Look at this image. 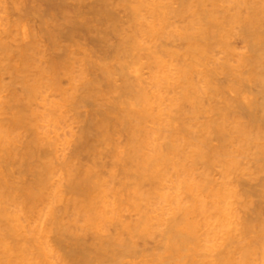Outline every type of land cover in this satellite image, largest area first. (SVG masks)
Here are the masks:
<instances>
[{"label":"rangeland","instance_id":"obj_1","mask_svg":"<svg viewBox=\"0 0 264 264\" xmlns=\"http://www.w3.org/2000/svg\"><path fill=\"white\" fill-rule=\"evenodd\" d=\"M105 1H107V2H105ZM152 1H154V2H152ZM163 1L164 2L166 1L167 3L166 2L164 3ZM201 1H205V3L201 2ZM226 1H228V2L225 3ZM238 1H239V3H238ZM238 1L237 0H231V5H230V0H225V1L224 0H222V1L217 0L216 7L214 9H217V11L215 10V14H216V16H217V14L219 16H217L216 17L217 20L214 21V19H211V16H210V14L212 13V8H213V6H212L213 4H211L213 2L212 0H209V1H207V0H197V1L193 0L194 3L192 2V0H188V1H185V0H172V1L171 0H145V1L144 0H141V1L140 0H116V1L115 0H113V1L112 0H102V1L101 0H0V132H1L0 136L2 134L8 136V140H6L7 142L5 141L3 136L0 137V141L2 142V143L0 142V144L2 146V147L0 146V199H1L0 207H2V209L0 208V264H7V263L8 264H45V263L51 264L52 261H54V264H58L60 262H62V264H64L66 262V259H67L68 264H74V263L78 264L77 260L81 256L80 253L87 251L86 250L87 247L88 248L93 247L92 244H94L96 242L99 243L100 238L104 239L105 242L109 241V243H107L109 245L110 240H111L110 237L112 236V237H114V240H115L114 244H117V246H118V242H116L117 236L121 235L120 239H122L123 242H125V238L128 239L129 234H136V235L139 234L138 232H135V228L133 227L134 226L133 224H131V226L129 225L130 224L129 221L132 219L131 216L135 217L136 212H135V210L129 209L130 204H127L128 209H126V207H125L126 205L124 203L125 202L128 203L127 194H128V190L130 187L129 183L131 180H133L135 178L137 173L140 174L138 172L140 170H137L135 160L132 162V161H129L127 159L129 155L131 156L130 151H129L130 150L129 145H128L131 140L127 139V137H129L130 134L128 133L127 130H126L127 132H125L124 131L125 129L124 130L121 129L123 132L117 131V128H118L117 127V125H118L117 117H119L118 115L120 114L119 113V102H121V101L123 102L125 100V98H127V96H128L126 89H125L126 85H124V84L127 83L129 76H130V79L133 78V79H131V82L135 83V73L140 72V74L143 75V77L145 78V79L143 78L144 85H145L144 90H145V93H147L148 103L150 102V104L148 106H150V107L153 106V100H151V98L155 99V95L157 96V91L159 90V86L162 89L163 80L168 79L167 81L165 80V82H164V83H168V84H171L174 81L176 84H178L179 82L182 83V79H179L180 77L177 80L176 76H174V75H176L175 74L176 71L174 73V68H172V66H174L175 61L176 62L179 61L177 63H178V65L179 64L182 65V66L179 65V67H181V68H183V66L187 67L189 65V63L192 62L191 56H189L191 61H190V59H188V61L186 63L187 66L183 62L184 58L186 56L185 54H189V51H187L188 53H186L185 49L189 50L188 46L190 44L192 46V43L190 41H192V42L196 41V44L194 43V45H196L197 49H195V51L193 53L194 54L196 53V56L199 57V59H198V61H199L198 62V64H199L198 70L201 68L199 71L197 70L195 72V73H197V74H195V76H196L195 81L197 83L195 85V87L196 86L197 87L196 88L193 87L192 83H190V84L186 83L185 87L183 88V90H185V92H186V95L184 96V99L186 98V101L183 100V94H181V92H180V94L182 95V96L180 95L181 99H179V101L182 102L181 107H183V104H185V106H187L186 112H188L187 114H189L190 116H191V114H193L194 109L195 110L199 109V118H201L202 120H204V118L206 116L207 117L210 116V118L215 117L213 114L216 115L215 110L219 106H224V108H226L225 109L226 113L230 112L229 113L230 115L238 114V115H240L239 117L241 119H244V120L246 119V117H244L242 115V114H244V112H242L243 111L242 108H240L238 105L240 102H242V104H243V100H244L243 97L244 96L247 98L254 97V99H256V98L258 99L257 96L259 94L261 96V92H260L261 90L259 91L260 93L259 92L256 93V91L259 90L258 87H260L261 83H258L257 79H256V81L252 80L255 83V85H253L255 88H253L252 87L253 83L251 81L252 78H250V80H249V76H251V75H249L250 65H249V58H246L248 56L246 54L249 53L247 51L249 49V47H248L249 44H247L248 41L245 40L246 38L241 36V34H240L242 31V27H243V22H242L243 20L241 21L242 17L240 18V12H242L243 10L245 11V7L244 6L238 7V4L243 5L242 0L241 1L238 0ZM144 2L147 4H144ZM173 2H176V3H173ZM179 2H182L183 4L182 3L179 4ZM195 2H197V3L195 4ZM222 2L226 5H224ZM155 3H156V5H155ZM163 3H164V5H163ZM187 3H189V6L185 5ZM171 4H172V6H171ZM200 4L202 5V7H200L201 6ZM205 4H207V6H205ZM221 4H223L224 7ZM150 5L154 6V8L153 7L151 8ZM168 5H170L171 8ZM181 5L184 8H182ZM195 5H197V6L192 8V6H195ZM218 5L220 7H217ZM227 5H230V7L229 6L227 7ZM234 5H235V7H234ZM118 6H119V8H118ZM144 6H146V7H144ZM148 6H149V8H148ZM158 7H159V9H158ZM180 7H181V9H180ZM189 7H191L190 10H188ZM203 7L208 14L203 10ZM208 7L211 8V10L208 9ZM233 7L237 11H234ZM136 8L138 9V11L140 10L141 12H139V13L142 14L138 18L135 17L134 13H132L135 11ZM168 8H170V9H168ZM240 8H243V10ZM104 9L106 11H104ZM172 9H174V10H172ZM149 10L151 12L153 11V13L151 14V12H149ZM184 10H188V11H184ZM195 10L198 11V13L195 12ZM228 10H230L229 12L234 11L235 13L234 12L229 13ZM177 11H179V13ZM193 11L195 13H197V15L196 14L193 15L194 14ZM209 11L211 13H209ZM222 11L224 12V14ZM244 11H243V13H245ZM144 12L146 14L145 15L146 17L143 14ZM154 12H156V13H154ZM225 12H226V14H225ZM236 12H238V13H236ZM179 14H182V15H179ZM199 14H201V15H199ZM151 15L153 18L151 17ZM184 15H187V16L191 15V16H189L190 18H188L187 16H184ZM207 15H209V16H207ZM227 15H229V16L225 18V16H227ZM174 16L175 17L177 16V17L175 18ZM159 17H161V18H159ZM164 17H165V19H163ZM179 17H181V18H179ZM147 18H149V20L151 22ZM233 18L236 20H234ZM117 19L119 20L120 24L117 23L118 22ZM138 19L142 22V26H141V23L139 22ZM155 19H157V20H155ZM187 19H189V21ZM191 19H193V20H191ZM195 19H196L197 24H195V22H194ZM226 19H228V20H226ZM137 20L139 23L136 22ZM163 20H167L168 22L163 21ZM177 20H179V22H177ZM200 20H202V21H200ZM237 20L239 21V23ZM152 21H154V22L152 23ZM221 21H223V22H221ZM227 21H228V23H227ZM236 21L238 24H235ZM146 22H148V23H146ZM156 22L158 24H156ZM174 23H176L178 27ZM206 23H207V25H209L208 27H206V29H208L210 31V32L208 31V34L211 33L212 36L207 34V36L202 40V38L200 37L201 36V29H202V26L204 24H205V26H207ZM209 23L210 24L214 23V25H210ZM220 23H221V25H220ZM144 24H145V26H144ZM190 25H192V26H190ZM255 25H257V23ZM146 26L149 28H144ZM195 26H198L200 29L198 27H195ZM230 26L233 29H230L231 28ZM235 26H237V27H235ZM135 27H137V28H135ZM190 27H192V28H190ZM221 27H222V29H221ZM224 27H226V28H224ZM240 27H241V29H240ZM182 29L183 30L185 29L184 30L185 32ZM215 29L217 32H219L220 30L221 31L219 33H217L215 31ZM255 29H256V26H255ZM128 30L130 33H128ZM191 30H193L194 32L193 31L191 32ZM198 30L200 33L198 32ZM156 31H158V32H156ZM173 31H174V33H173ZM175 31L176 32L178 31L177 34L175 33ZM211 31H213V32H211ZM224 31L226 33H230V34H226ZM137 32H139V33H137ZM144 32L145 33L148 32V33H146L148 35H146ZM153 32H156L154 34V36H152ZM255 32H256V30H255ZM179 33H182V34H179ZM134 34H135V36H134ZM138 34H140V35H138ZM143 34H145V36ZM215 34L216 35L218 34L217 35L218 38ZM166 35L168 38L166 37ZM175 35H176V37H175ZM226 35H228V36H226ZM146 36H147V38H146ZM214 37H216V38H214ZM235 37H237V39ZM151 38H153V39H151ZM206 38H207V41L209 43H211L212 45L207 44L208 42H206ZM208 38H210V41ZM211 38H213V40ZM172 39H174V40H172ZM242 39H243V41H242ZM199 41H201V42H199ZM202 41L203 42L205 41L206 43H203ZM213 41H215V42H213ZM146 42H148V43H146ZM179 42H182V44L179 45L180 44ZM174 43L176 45L178 43V45H179V52L178 53L180 56L179 57L177 56L178 59L174 58L175 55H177V52L175 54L173 51H171L174 48V45H175ZM200 43L206 49L202 45H199ZM227 43H230V44L232 43L231 45L229 44L230 46L233 47L232 51L230 50L231 53H229L228 50L223 49L226 51L225 52V51H222V49H221V46L225 48L227 46L225 44H227ZM139 44H141V46ZM149 45L151 48L149 47ZM154 45H156V46L154 47ZM129 46H131V47H129ZM185 46H186V48H182ZM216 47H219V48H217L219 50H217ZM198 48L201 50L203 49L205 51V53H204L202 50L203 53L200 54L201 56L203 55L202 57L199 55L200 50ZM165 49H166V51L164 53L163 50H165ZM180 49H182L184 51H181ZM210 49H211V52H213V53L208 52V51H210ZM167 50H169V52H167ZM190 50L193 51L194 49H191V47H190ZM236 51H237V53H236ZM112 52H113V54H112ZM181 52H183V53H181ZM218 52H220V53H218ZM118 53H120V54H118ZM136 53H138V54H136ZM145 53H147L149 56L147 54L145 55ZM170 53H172V54H170ZM207 53H210L211 55L207 54ZM110 54L113 56H111ZM164 54H166V55H164ZM167 54L170 57H168ZM206 54L208 55L207 57H206ZM220 54H222V55H220ZM127 55H129V56H127ZM244 55H246V56H244ZM142 56H143V59H142ZM150 56H154V57H150ZM182 56H184V57H182ZM237 56L240 58H238ZM147 57H148V59H146ZM227 57H228L229 62H230L229 64L227 63L228 62ZM149 58H150V60H149ZM170 58H171V60H170ZM230 58L234 59V61L230 60ZM245 59H247L248 63L246 62ZM167 60H168V62H166ZM210 60L213 63L209 62ZM216 60H217V62H216ZM136 61H137V63H136ZM173 61H174V63H171ZM240 62H242L244 66L241 65L242 63H240ZM147 63H149V64H147ZM154 63L156 66L154 65ZM225 63H227V64H225ZM158 65L160 66V68L158 67ZM168 65L171 66V68ZM191 65H189V68H187V70L189 69V71H190V78H191V73H192V69H190ZM206 65L207 66L209 65L208 66L209 68H207ZM223 65L225 66V68L223 67ZM228 65H230V66H228ZM94 66H95V68H94ZM124 66H125V68H124ZM166 66L170 69V73H169V71L167 72V70H169V69L166 68ZM175 66L177 67V64ZM219 66H220V68H219ZM98 67L99 68L101 67V68L99 69ZM148 67H150V68L155 67L154 68L155 70L150 69V68H149L150 71L146 70ZM109 68H112V69H109ZM181 68H180V71H181ZM236 68L238 71L236 70ZM119 69H121L122 71H125V72H122ZM160 69H164V70L162 71ZM232 69H234V71ZM112 70H113V72H112ZM159 70L161 71V74H160ZM240 70L241 71L243 70V72L241 73ZM104 71H105V73H104ZM142 71H143V73H142ZM201 71H204V72L202 73ZM119 72L121 74H119ZM157 72H159V73H157ZM228 72H230V73H228ZM146 73H147V75H146ZM163 73H167V74H164L165 76H163ZM214 73L216 74V76ZM221 73L223 76L218 77L219 75H221ZM124 74H126V75H124ZM155 74H159V76H162V78L157 77ZM229 74L231 75V77ZM166 75H168V76H166ZM201 76H203L204 78ZM208 76H209V78H208ZM222 77H224V78H222ZM251 77H253V76H251ZM147 78H149V79H147ZM152 78H154V80ZM236 78H239V79H236ZM150 80L151 81L153 80V81L151 82ZM160 81H161V84L157 85L158 83H160ZM214 81H218V83H216V82H215V84L212 83ZM91 82L93 83V85H91ZM95 82H97L98 84ZM190 82H191V79H190ZM152 83L155 85H153ZM200 83H202V84H200ZM222 83L223 84L228 83L229 84L228 88L227 87L225 88V84L223 85ZM102 84H104V85H102ZM211 84H213V85L211 86ZM120 85H122V86H120ZM119 86H120V88H119ZM155 86H156V88H152ZM190 86H192L193 88ZM202 86H204V87H202ZM222 86H224V87H222ZM239 86H241V87H239ZM84 88H86V89H84ZM188 88L191 90H189ZM216 88H219L220 91H217ZM92 89H93V91L95 89H97L98 92L96 90L94 92H92L91 91ZM153 89H154V91H153ZM206 89H207V91L209 90L211 92L208 91L209 92L208 93L206 91ZM104 90H105V93H104ZM120 90H122V92ZM147 90H150V92H148ZM239 90L241 92L243 91V93L241 95L239 93L240 92ZM123 91L125 94H127L126 96L124 95ZM151 91H153L154 95L152 94ZM212 91H214V92H212ZM234 91H235V94H234ZM253 91H255V92H253ZM83 92L85 93V96L83 95ZM193 92H195V94H193ZM17 93H18V95H17ZM93 93H94V95H93ZM158 93L163 94V92H161V90H159ZM220 93H222V94L220 95ZM238 93H239V95H238ZM171 94L173 95V93L170 91L169 97L167 98V100H169L168 101V111H169L168 115H169V117H171V115H172V113H171L172 104L170 103V102H172L171 101V98H172ZM188 94H192V95H189V97H188ZM198 94H200V95L198 96ZM101 95H103V96H101ZM195 95H197V96H195ZM203 95L205 96L204 99L202 98ZM223 95H225L226 97ZM93 98H95V99H93ZM187 98H189V99L191 98V99L188 100ZM194 98H196V100H194ZM200 98H201V100H200ZM107 99H109V100H107ZM202 99L205 101H203ZM234 99L236 101H238V103L235 102V105L233 107H232V105H228V106L225 105L229 102L231 103V101L233 103L235 101ZM198 100H200V101H198ZM223 100H227V101H224V103H223ZM261 100H262V98H261ZM160 101H161V97H160ZM190 101H192L191 102L192 105L189 104ZM217 101H219V102H217ZM256 101L257 100H255V103H259L258 104L259 106L256 105L258 108L257 107L256 108L259 109L260 115L257 116V117H259V119H257V117H256V119H255L256 122L254 121V123H255L254 125H256V127L254 126L256 128V129H254V131H257V132H254L255 138H256V136L258 138V139H255L257 146L255 145L254 149L259 147L256 149V150H258L257 152H258L259 156H258V154H256V151L254 150L255 154L253 157L256 158L257 161H255V159L252 158L253 159L252 165H254V167L251 166V168H249L250 170L247 172L249 174L245 175V177L241 179V185H240V187L242 186L241 189L243 190L246 186L249 187V185L251 186V184H253L252 185L253 188L252 187H250V188L253 189V191L255 192V195L253 192L251 193V194H253L251 196L250 195L247 196L246 193H243V195H245V196L242 195L241 200H243L244 202L240 201L241 203H243V204L240 203L241 204L240 205L241 206L240 212H242L243 214L240 213L241 214L240 218H243V216H245V217L250 216L249 213H251V212L253 213L252 217H253V222H254V234H256L255 235L256 238L254 239V244L257 247L256 251H258V253L256 252V257H258V258H256V262H260V261H257V259L260 260V256L261 255L263 256V253H262L263 251L261 250V245L259 243H260V240H262L261 236L264 237V233L261 234V232H264L263 231L264 230V214H263L264 213V209H263L264 208V197H262V196H264V192H263L264 191V186H263L264 185V183H263L264 171H262V169H264V159H263L264 158V141H263L264 140V130H262V128H261V127H263L262 124H264V122H263L264 121L263 120L264 119V115H263L264 114V111H263L264 106H262L263 107V109H262V107L260 106V98H259V102H256ZM202 102H204V103L202 104ZM100 103H102V104H100ZM213 103H215V105H217V106L212 105ZM160 104H161V102H160ZM194 104H195V106H194ZM207 104H209V106L210 105L211 106L208 107ZM113 105L115 107H117L118 109L113 107ZM236 106H238V108H240V109H238ZM100 107H102V108H100ZM184 107L181 108V110H180V114L182 116H184V113H182L184 111ZM203 107L205 110L203 109ZM115 109H116V111H115ZM153 109H155V106ZM101 111L105 112V114H107V116H110L111 119H110V117H107ZM238 111H241L242 113L238 112ZM113 113L117 114V117H116V115H113ZM204 113H208V114L205 115ZM94 116L96 119H94ZM108 119H110L111 121ZM205 119L208 122L206 126L210 128L209 118H205ZM86 121H88L90 126L88 125V123ZM89 121H91V122H89ZM92 123L94 124L93 126L95 127V129L97 131L93 128V126H91ZM96 123H97V125H96ZM190 123H192L191 120H190ZM210 123H211V120H210ZM259 124L261 127L258 126ZM103 127L104 128L107 127V128L104 129ZM88 128H90V129L93 128V129H91L92 133L89 131ZM258 128H260V129L258 130ZM191 129H193V125L191 126L190 130H188L189 132L187 131V133H185L184 136L186 137V135L188 134L189 136H191L192 139H194L193 137L195 136V133ZM263 129H264V127H263ZM3 130L6 132H4ZM260 130L262 131L261 132L262 134L259 132ZM7 132L10 133V135ZM16 132H18L17 135H16ZM120 132H121V134H119ZM89 133H90V135H88ZM209 133H210L209 129L207 128L206 134H209ZM257 133L261 136H259ZM12 134H14V135H12ZM72 134H74V135H72ZM94 134H96V135H94ZM110 135H112V137ZM82 136H84L85 138ZM91 136L94 138H92ZM189 136L187 138H184L185 141L193 142L194 140L191 141L192 139H190ZM73 137L76 139H74ZM105 137L107 139H105ZM12 138H13V140H12ZM130 138H131V136H130ZM77 139H79V140H77ZM87 139L89 141H87ZM90 140H92V142ZM95 140H96V142H95ZM105 141L108 142V144ZM113 141H115L114 142L115 144H113ZM94 143H96V144H94ZM13 144H15V145H13ZM122 144H124V146ZM126 144H127V146H126ZM258 144H259V146H258ZM9 145H11V146H9ZM117 145L118 146L121 145L120 149L124 153L120 149L119 150L122 153H120V154L118 153ZM87 146L90 148L87 149ZM104 146H106V147H104ZM261 146L263 148L260 149ZM6 147L9 150H7ZM112 147L114 150L112 149ZM26 148H28L27 151L25 150ZM91 148H92V150H91ZM123 149H125V150L129 149V150L124 151ZM24 150L26 151V153L25 152L23 153ZM261 150L263 153V154L261 153L262 156L260 155ZM4 151H5V153H4ZM12 151H14L15 153H13ZM27 152H28V154L35 152L34 153L35 155H33V157H32V154H30L31 155V157H30V155H28ZM11 154H12V156H11ZM116 154H118V156H120V155L121 156L117 157ZM127 154H129V155H127ZM7 155H9V159H8ZM125 156L127 158H125ZM260 156L262 157V159ZM124 158H125V161H124ZM114 159H119V160H114ZM127 160L130 164L127 162ZM187 161H188V159H187ZM258 161H259L258 164H260L262 166L261 168H259L260 172L257 169L258 166H256ZM67 162H69L70 165ZM120 162H121V164L126 162V164L124 163L122 166V165H120ZM262 162H263V164H262ZM132 163H133V165H132ZM82 166L84 167L85 170L83 169ZM72 167H74V168H72ZM86 167H88V169ZM124 167L126 168V170ZM103 169H105V170H103ZM113 169H117V170H114L115 171L114 172ZM135 169H136V171H135ZM251 169H253L254 171ZM82 170H84L85 172ZM73 171H75V172H73ZM110 171H112V173ZM120 171L124 172V173H121ZM132 171H135L136 174H135V172H132ZM251 171H253V172H251ZM71 173H72V175H71ZM79 173H80V175H79ZM99 173H100V175H96ZM109 173H111V174H109ZM119 173H121V175ZM116 174H118V175H116ZM123 174L124 175L126 174L125 175L126 178H124ZM252 174H254V175H252ZM44 175L46 176L45 179H44ZM74 175L78 178L77 179L75 177L76 178L75 180L78 183H75L76 181L71 179L72 181H74L75 186L71 185L72 181L69 179L70 176H72L71 178H73ZM101 175L104 179L101 177ZM252 176H254V178ZM255 176H256V178H255ZM114 177L117 179L120 177H123V178L118 179L119 181L117 182V179H116V181H114ZM137 177L138 176H136L135 179L139 178V177L138 178ZM85 178H90L89 179L90 181L88 179L86 181ZM82 179H83V181L81 182L80 180H82ZM111 179H112V182H111ZM122 179H123V181H120ZM127 179H129V180H127ZM250 179H252V180H250ZM69 180H70L71 184L69 183ZM84 180L86 181V183ZM102 180H103V183H102ZM113 182H114V186H113ZM126 182H127V184H126ZM244 182L248 183V184H245ZM80 183H82V184H80ZM119 183H121V184H119ZM122 183L124 184L123 186H125V187L122 186ZM7 184H9V185H7ZM69 184L73 187V189H71ZM78 184H80L83 188L81 186L78 187L77 186ZM115 184L117 185V188L119 186L120 189L119 188L116 189ZM12 185H13V187H11ZM68 185H69V187H68ZM143 185H145V183L142 184V187L144 189H147V188L151 189L150 186L145 185L146 186L145 187ZM257 185L260 187H258ZM16 187H18V188L16 189ZM76 187H78V189ZM99 187H101V188H99ZM79 188L80 189L82 188L84 191H86V192H84L85 194H83L82 192L80 193L79 191H83V190L82 189L80 190ZM110 188L113 189V192L116 191L115 192L116 195L111 193L112 190ZM123 188L125 189V191L123 190ZM20 189H22V190H20ZM254 189H256V191ZM16 191H18V192H16ZM14 192H16L17 194ZM120 192L122 193L121 194L122 196H123V194L125 196V197L123 196V198H122L123 200L121 199ZM77 194L79 197H77ZM96 194L99 196H97ZM113 195H114L115 199H114ZM118 197H119V199H118ZM246 197H249V199ZM250 197H253V198H250ZM15 198H16V200H15ZM74 198H78V199H76L77 203H75ZM134 198H135V195H134ZM257 198H259V199H257ZM94 199L97 201H95ZM245 199H247V200H245ZM108 200H110L111 203H109L110 201H108ZM112 200L113 201L117 200L118 202L120 201L121 203L120 202L117 203V206H116V201L112 202ZM248 200H249V202H248ZM254 200H256V202ZM54 202H55V204H54ZM65 202L68 203L69 206ZM50 203H51V205H50ZM107 203H109V204H107ZM244 203L246 204V206H244L245 205ZM3 204L6 205L7 209L5 208V205H3ZM24 204L26 206H24ZM75 204L76 205L78 204V206H76ZM251 204H253V206H250ZM48 205H50V206H48ZM53 205H54V207H53ZM72 205L73 206L75 205L74 208L72 207ZM91 205L93 207H91ZM79 206H81V208ZM87 206H88V208H87ZM243 206L245 208L247 207V209L244 210ZM258 206H260V207H258ZM64 207H66L67 210ZM68 207H69V209H68ZM90 207H91V210H90ZM94 207H96V209ZM114 207H115V210H114ZM119 207H120V210H122V211H120L118 209ZM3 208H5V209H3ZM18 208H19V210H17ZM46 208L48 210L49 209L50 210L48 211V210H46ZM108 208H109V210H108ZM111 208H112L114 213L112 212ZM249 208L252 209V211H249L250 210ZM256 208H258L259 210ZM82 209H83V211H82ZM85 209H86V212H85ZM100 209H101V211H103V214H104L102 216V217H104L103 219L99 215ZM9 210H10V212H8ZM20 210H21V212H20ZM87 210H90L91 212L87 211ZM247 210L249 213H246L247 215H245L244 213ZM51 211H53V214ZM66 211H68V212L66 213ZM118 211H120V212H118ZM87 212H88V214H87ZM115 212L117 214H115ZM121 212H122V214H120ZM95 213H97V214H95ZM2 214H4V215H2ZM17 214L20 215L21 217L20 216L17 217L18 216ZM47 214H49V215L47 216ZM50 214H52V215H50ZM172 214H171V212L169 213V215L167 216L168 219L170 217L172 218ZM58 215H60V217ZM94 215H96V216H94ZM12 216H15V217H12ZM63 216H65V217H63ZM112 216L114 217L113 218L114 221L112 220ZM259 216L260 217L263 216L261 218L263 221L259 219L260 218ZM9 218H12V219L9 220ZM52 218H53V220H52ZM105 218H107V219H105ZM108 218H110L109 221H108ZM171 218L169 220L170 222H171ZM115 219L118 222L115 221ZM100 220L101 221L104 220V222L102 223V222H100ZM121 220L126 222V223H124L125 224L124 226L121 224ZM132 220H135V218H133ZM132 220H131V222H132ZM63 221L66 223H62ZM88 221H90V222L88 223ZM77 222H78V224H77ZM80 222H83V223H80ZM93 222H95L97 225ZM43 223H46L47 228H45V224H44V228H42L41 224L43 225ZM118 223H120V224H118ZM53 225H54V227H53ZM115 225H117L118 226L117 228H119V229H117ZM127 225H129V227H126ZM30 226L33 227L34 229L31 228ZM36 226H37V228H36ZM97 227H98V230H96ZM112 227H114V228H112ZM66 228L68 230L69 229H72V230L68 231ZM156 228H158V227H156L155 225H153L150 228V233H148L149 235H147L148 237H150L149 239L147 236H146V238H143L142 236H139V235L137 236V239H136L137 242L136 243L138 245V251H137V253L133 254V258H131L128 255V252L126 251V252H124V254L122 256L119 257V259H121V261L118 259L116 261H113V264H124V263L130 264L132 262H133V264H139V263L141 264L142 262L140 261V258L143 254V251H145L147 249L146 252L144 253V254H146V256H148L149 253L151 252L150 247L154 243V237H155V234L157 233ZM30 229H32V230H30ZM47 229H50V230L48 231ZM55 229L57 231H55ZM101 229H102V231H100ZM114 229L116 230V232ZM104 230H106V231H104ZM62 232H65V233H62ZM67 232H69V233L71 232V233L69 234ZM73 232H74V234H73ZM117 232H119V233H117ZM126 232H127V234H126ZM152 232H153V236H151ZM116 233H117V235H116ZM98 234H99V236L100 235L101 236L99 237ZM109 235H110V237H109ZM157 235H158V233H157ZM85 237H86V239L87 238H89V239L91 238V239L90 240L87 239L88 240L87 241L85 239ZM258 238H259V240H258ZM94 239H96V240H94ZM29 241L31 242V244ZM82 241L83 242L85 241L84 242L85 244ZM15 242H17V243H15ZM145 242H147V243H145ZM71 244L79 245V247L77 249H78V252L80 251V253L77 252L76 254H80V255H78L77 257H73L71 254H69V255H71V256H69L65 253V252L70 253L68 251L71 249ZM149 244H151V245L149 246ZM27 245H28V247H27ZM142 245L145 247H143ZM51 247L53 249L55 247L56 250L54 249V251H55L54 253H56V254H54V255L51 254V250H52ZM66 249H68V251H66ZM142 249H144V250H142ZM109 250L107 251L106 248L104 250V253L107 254V256H104V254H102V256H100L99 251H98L99 255L95 254L93 252H91L92 254H90V255L93 256V254H94L93 257H95V258L93 260L96 259L97 264H99V261L101 264H106L107 262L105 260H107V259L110 261V263H112V260L109 258V254H110ZM14 251H16V252H14ZM9 252H11V253L9 254ZM12 253H13V256L11 255ZM15 253L19 254V255H16ZM38 254H40V255H38ZM45 254H46V256H45ZM59 255H61V256H59ZM124 255L126 257H123ZM9 256H12V259H13V261L11 260L12 263L9 262V260L11 259V257H9ZM58 256H59V258L62 257V258H60L61 261H59ZM96 256H98V257H96ZM103 256L106 259L102 258ZM110 256H111V254H110ZM135 256H137L138 258H136ZM4 257H6V258H4ZM71 257L76 258V259H71ZM26 258H27V260H26ZM41 258H43V259H41ZM7 259H9V260L7 261ZM62 259H65V260L63 261ZM122 259H124V261H122ZM131 259H133V260H131ZM135 260H136V263H134ZM263 260L260 262V264L264 263ZM117 261H119V262H117ZM129 261H130V263H128ZM67 263H65V264H67ZM110 263L108 262V264H110Z\"/></svg>","mask_w":264,"mask_h":264},{"label":"bare ground","instance_id":"obj_2","mask_svg":"<svg viewBox=\"0 0 264 264\" xmlns=\"http://www.w3.org/2000/svg\"><path fill=\"white\" fill-rule=\"evenodd\" d=\"M102 1V0H101ZM113 1V0H112ZM116 1V0H115ZM141 1V0H140ZM145 1V0H144ZM172 1V0H171ZM185 1H188V0H185ZM197 1V0H196ZM209 1V0H207ZM213 2L211 4H213V8H212V13L209 11L210 16H211V19H214L217 20V16H219L217 14H215V10L217 11V9H214L216 7V2L217 0H212ZM220 1V0H218ZM222 1V0H221ZM225 1V0H224ZM238 1V0H237ZM241 1V0H240ZM104 2V1H103ZM107 2V1H105ZM118 2V1H117ZM138 2V1H137ZM154 2V1H152ZM164 2V1H163ZM166 2V1H165ZM164 2V3H165ZM191 2V1H190ZM189 2V3H190ZM193 2V0H192ZM199 2V1H198ZM201 2H204L205 1H201ZM228 1H226L225 3H227ZM233 2V1H232ZM236 2V1H235ZM243 2V5L242 4H238L239 1H238V7H245V11L243 10V8H240L242 9L245 13L240 12V18L242 17L241 21L243 22V27H242V31H241V36L245 37L248 41L247 44H249V49L247 50L249 53L246 54L248 55L246 58H249V65H250V71H249V75L253 76H249V80L250 78L251 81L254 80L258 81V83H261L260 84V87L257 92H261V96L260 94L257 96L258 99H254V97H250V98H247V97H243V104L242 102L239 103V107L242 108V112H244V114H242L244 117H246V119H241L238 115V114H233V115H230L229 113H226L224 106H219L216 108V115L213 114L215 117H212L210 118L209 117H205V118H209V127H207V120L204 118V120H202L201 118H199V109L195 110L194 109V112L193 114H191V116L189 114H187L188 112H186V108L187 106H185V104H183V107H184V111L182 113H184V116H182L180 114V110L181 108V101H179V99H181V94H183V100L186 101V98L184 99V96L186 95V92L185 90H183V88L185 87L186 83L190 84L192 83V86L195 87V85L197 84L196 83V76L195 73L197 70H198V59L199 57L196 56V53L194 54L193 52L195 51V49H197L196 45H194V43L196 44V41L195 42H192V46L191 44L188 46L189 50H186V53H188L187 51H189V54H185V58H184V63L185 65L187 66V61L189 58V56L192 57V62L189 63V65H191V68L192 69V73H191V78H190V71L189 69L187 70V68H189V65L187 67H184L181 68L179 67L178 63L179 61H174L171 62V63H174V66H172V68H174V73L176 71V78L178 80L179 79H182V83H178L176 84L175 81L171 84H168V83H164L165 80L167 81L168 79H165L163 80V85H162V89L161 87L159 86V90H161V92H163V94L161 93H158L157 91V96L155 95V99H152L153 100V106H148L150 104V102L148 103V99H147V93H145V90H144V80H143V75L140 74V72H137L135 73V83H132L131 82V78L130 79V76L127 78V83L124 84L126 85L125 86V89H126V92L128 94L127 98H125V100L122 102H119V117H117V114H114L113 115H116L117 119H118V125H117V131H122L121 129H125L124 131L127 132L130 134L129 137H127V139H130V143L128 144L129 145V151H130V154H127L129 155L128 158L125 156V158H127L129 161H134L135 160V164H136V168L137 170H140L138 171L140 174L137 173L136 176H138L137 178L138 179H133L130 181V183L127 181L129 179H127L126 181L129 183L130 187H129V190H128V194H127V200H128V203H124L126 209L127 208V204H130V210H135V217L131 216L132 219L135 218V220H131L129 221L130 222V226L131 224H133L134 228H135V232H138L139 236H142L143 238H146L147 235H149L148 233H150V228L155 225L157 230L156 232L157 233L155 234V237H154V243L153 245L149 244V246L151 245L150 249H151V252L149 253L148 256H146V254H144L146 252L143 251V254L140 258V261L142 262L141 264H260V262L264 259V237L261 236V239L260 240V245H261V251L263 253V256L261 255L260 256V260L257 259V261H260V262H256V252L258 253V251H256L257 247L256 245L254 244V239L256 238L254 234V222H253V217H252V212L249 213L248 210L245 211V215H247L246 213H249L250 216H243V218H240L241 217V214H243L242 212H240V208H241V203L240 201L244 202L243 200H241L242 198V195L243 193H246L247 196H251L253 194H251L252 192L254 193L255 195V192L253 191V184H251V186L249 185V187H247L245 184H248V183H245L244 185L246 186L243 190L241 189L242 186L240 187L241 185V179L245 177V175L249 174L247 173L252 167H254V165H252L253 163V159L254 158V154H255V151H256V154H258V150L254 149L255 148V145H256V140L255 139H258L257 136L255 138V133L254 132H257V131H254V129H256V125H254V121L256 119L257 116H259V109H257L259 106L258 104L259 103H255V100H257L256 102H259V98H260V106H264V0H242ZM139 3V2H138ZM163 3V5H164ZM167 3V2H166ZM173 3H176V2H173ZM182 3V2H179V4ZM189 3L185 4L186 6H189ZM194 3V2H193ZM197 2H195L196 4ZM223 3V2H222ZM103 4V3H102ZM107 4V3H106ZM122 4V3H121ZM144 4H147L144 2ZM183 4V3H182ZM191 4V3H190ZM202 4V3H201ZM200 4V5H201ZM208 4V3H207ZM207 4H205V6H207ZM210 4V3H209ZM210 4V5H211ZM224 4V3H223ZM221 4V5H223ZM235 4V3H234ZM156 5V3H155ZM162 5V6H163ZM193 5V4H192ZM204 5V4H203ZM226 5V4H224ZM223 5V7H224ZM230 5H231V0H230ZM230 5H227V7ZM106 6V5H105ZM123 6V5H122ZM170 7V5H168ZM172 6V4H171ZM177 6V5H176ZM184 6V5H183ZM197 5L195 6H192V8L196 7ZM146 7V6H144ZM150 7L154 8V6L150 5ZM156 7V6H155ZM182 7V5H181ZM180 7V9H181ZM202 7V5L200 6ZM217 7H220L219 5ZM226 7V8H227ZM235 7V5H234ZM233 7L234 11H237L235 10V8ZM106 8V7H105ZM119 8V6H118ZM128 8V7H127ZM149 8V6H148ZM171 8V7H170ZM168 8V9H170ZM177 8V7H176ZM184 8V7H182ZM198 8V7H197ZM225 8V9H226ZM129 9V8H128ZM156 9V8H155ZM159 9V7H158ZM191 7L188 8V10H190ZM202 9V8H201ZM208 9L211 10V8L208 7ZM230 9V8H229ZM237 9V8H236ZM161 10V9H160ZM174 10V9H172ZM177 10V9H176ZM179 10V9H178ZM188 10H184V11H188ZM193 10V9H192ZM203 10L205 11L204 7H203ZM220 10V9H219ZM232 10V9H231ZM104 11H106L104 9ZM121 11V10H120ZM147 11V10H146ZM155 11V10H154ZM159 11V10H158ZM162 11V10H161ZM169 11V10H168ZM208 11V10H207ZM230 10H228L229 12ZM234 11H231V12H234ZM139 12H141L140 10L138 11V9L136 8L134 12V15L136 18L140 17L142 14H140ZM149 12H151L149 10ZM148 12V13H149ZM174 12V11H173ZM179 13V11H177ZM194 12V11H193ZM195 12L198 13V11L195 10ZM193 15H197V13H195ZM203 12V11H202ZM206 12V11H205ZM223 12V11H222ZM227 12V13H228ZM229 12V13H231ZM153 13V11L151 12V14ZM156 13V12H154ZM172 13V12H171ZM175 13V12H174ZM183 13V12H182ZM188 13V12H187ZM207 13V12H206ZM235 13V12H234ZM238 13V12H236ZM144 16L146 15L145 12L143 13ZM177 14V13H176ZM186 14V13H185ZM191 14V15H192ZM208 14V13H207ZM221 14V13H220ZM224 14V12H223ZM226 14V12H225ZM233 14V13H232ZM231 14V15H232ZM119 15V14H118ZM148 15V14H147ZM155 15V14H154ZM167 15V14H166ZM179 15H182V14H179ZM188 15V14H187ZM187 15H184V16H187ZM189 15V16H191ZM201 15V14H199ZM203 15V14H202ZM206 15V14H205ZM143 16V17H144ZM159 16V15H158ZM172 16V15H171ZM189 16H187L188 18H190ZM204 16V15H203ZM209 16V15H207ZM224 16V15H223ZM229 15L225 16L228 17ZM146 17V16H145ZM152 17V15H151ZM157 17V16H156ZM175 17V16H174ZM177 17V16H176ZM175 17V18H176ZM193 17V16H192ZM191 17V18H192ZM205 17V16H204ZM222 17V16H221ZM233 17V16H232ZM231 17V18H232ZM235 17V16H234ZM114 18V17H113ZM153 18V17H152ZM161 18V17H159ZM181 18V17H179ZM185 18V17H184ZM208 18V17H207ZM224 18V17H223ZM142 19V18H141ZM149 20V18H147ZM165 19V17L163 18ZM205 19V18H204ZM209 19V18H208ZM234 19V18H233ZM139 20V19H138ZM138 20L136 22H138ZM146 20V19H145ZM157 20V19H155ZM189 21V19H187ZM193 20V19H191ZM198 20V19H197ZM222 20V19H221ZM228 20V19H226ZM236 20V19H234ZM117 23L120 24L119 20L117 19ZM150 21V20H149ZM163 21H166L168 22L167 20H163ZM186 21V20H185ZM202 21V20H200ZM208 21V20H207ZM225 21V20H224ZM238 21V20H237ZM235 24H238V23ZM139 22L141 23V26H142V22L139 20ZM138 22V23H139ZM151 22V21H150ZM154 21H152L153 23ZM177 22H179V20H177ZM195 24L196 23V19H195ZM219 22V21H218ZM223 22V21H221ZM132 23V22H131ZM137 23V24H138ZM148 23V22H146ZM183 23V22H182ZM192 23V22H191ZM202 23V22H201ZM215 23V22H214ZM213 24H210V25H214ZM228 23V21H227ZM257 23V25H255ZM155 24V23H154ZM156 24H158L156 22ZM167 24V23H166ZM176 24V23H174ZM184 24V23H183ZM231 24V23H230ZM139 25V24H138ZM170 25V24H169ZM182 25V24H181ZM207 25V23H206ZM221 25V23H220ZM232 25V24H231ZM234 25V24H233ZM240 25V24H239ZM140 26V27H141ZM145 26V24H144ZM164 26V25H163ZM162 26V27H163ZM177 26V24H176ZM192 26V25H190ZM202 26V25H201ZM209 25L205 26V24L202 26V29H201V38L202 40L207 36L208 34V29H206V27H208ZM218 26V25H217ZM224 26V25H223ZM242 26V25H241ZM255 26H256V29H255ZM139 27V26H138ZM161 27V28H162ZM171 27V26H170ZM178 27V26H177ZM181 27V26H180ZM179 27V28H180ZM195 27H198V26H195ZM231 27V26H230ZM237 27V26H235ZM118 28V27H117ZM137 28V27H135ZM144 28H149V27H144ZM158 28V27H157ZM172 28V27H171ZM176 28V27H175ZM192 28V27H190ZM199 28V27H198ZM214 28V27H213ZM220 28V27H219ZM226 28V27H224ZM119 29V28H118ZM181 29V28H180ZM196 29V28H195ZM200 29V28H199ZM222 29V27H221ZM228 29V28H227ZM230 29H233L232 27ZM241 29V27H240ZM132 30V29H131ZM136 30V29H135ZM150 30V29H149ZM162 30V29H161ZM171 30V29H170ZM175 30V29H174ZM183 30V29H182ZM185 30V29H184ZM183 30V31H184ZM220 30V29H219ZM229 30V29H228ZM256 30V32H255ZM113 31V30H112ZM115 31V30H114ZM134 31V30H133ZM159 31V30H158ZM156 31V32H158ZM168 31V30H167ZM190 31V30H189ZM193 30H191L192 32ZM196 31V30H195ZM216 31V29H215ZM221 31V30H220ZM219 31V32H220ZM151 32V31H150ZM156 32H153V35L156 33ZM178 32V31H177ZM177 32L175 31V33L177 34ZM185 32V31H184ZM194 32V31H193ZM199 32V30H198ZM210 32V31H209ZM213 32V31H211ZM217 32V31H216ZM217 32V33H219ZM225 32V31H224ZM128 33L129 30H128ZM139 33V32H137ZM136 33V34H137ZM145 33V32H144ZM148 33V32H146ZM145 33V34H146ZM174 33V31H173ZM183 33V32H182ZM182 33H179V34H182ZM188 33V32H187ZM200 33V32H199ZM215 33V32H214ZM226 33V32H225ZM235 33V32H234ZM145 34H143L145 36ZM159 34V33H158ZM191 34V33H190ZM226 34H230V33H226ZM232 34V33H231ZM128 35V34H127ZM140 35V34H138ZM137 35V36H138ZM148 35V34H146ZM172 35V34H171ZM184 35V34H183ZM193 35V34H192ZM208 35H211V33H209ZM216 35V34H215ZM214 35V36H215ZM218 35V34H217ZM216 35V36H217ZM130 36V35H129ZM135 36V34H134ZM136 36V37H137ZM142 36V35H141ZM151 36V35H150ZM160 36V35H159ZM181 36V35H180ZM228 36V35H226ZM167 37V35H166ZM176 37V35H175ZM174 37V38H175ZM189 37V36H188ZM224 37V36H223ZM233 37V36H232ZM239 37V36H238ZM132 38V37H131ZM135 38V37H134ZM144 38V37H143ZM147 38V36H146ZM149 38V37H148ZM168 38V37H167ZM181 38V37H180ZM190 38V37H189ZM192 38V37H191ZM196 38V37H195ZM194 38V39H195ZM200 38V39H201ZM216 38V37H214ZM218 38V36H217ZM237 39V37H235ZM136 39V38H135ZM138 39V38H137ZM140 39V38H139ZM153 39V38H151ZM162 39V38H161ZM178 39V38H177ZM186 39V38H185ZM193 39V40H194ZM209 41H210V38H208ZM213 40V38H211ZM228 39V38H227ZM174 40V39H172ZM171 40V41H172ZM182 40V39H181ZM198 40V39H197ZM230 40V39H229ZM240 40V39H239ZM129 41V40H128ZM150 41V40H149ZM156 41V40H155ZM164 41V40H163ZM185 41V40H184ZM216 41V40H215ZM213 41V42H215ZM219 41V40H218ZM227 41V40H226ZM243 41V39H242ZM246 41V42H247ZM183 42V41H182ZM182 42H179L181 45ZM186 42V41H185ZM201 42V41H199ZM203 42V41H202ZM206 42L207 41V38H206ZM205 41L203 43H206ZM245 42V41H244ZM243 42V43H244ZM131 43V42H130ZM148 43V42H146ZM156 43V42H155ZM167 43V42H166ZM169 43V42H168ZM184 43V42H183ZM189 43V42H188ZM220 43V42H219ZM162 44V43H161ZM173 44V43H172ZM175 44V43H174ZM208 45L211 44V43H207ZM230 43H227L225 45H227L225 48L221 46V49L222 51H225V50H228L229 53H231L232 51V46L229 45ZM113 45V44H112ZM122 45V44H121ZM129 45V44H128ZM141 46V44H139ZM160 45V44H159ZM179 45L177 43V45L175 44L174 45V48L173 51L175 54L177 52V55H175L174 58H177V56L179 57ZM199 45H202L201 43ZM212 45V44H211ZM218 45V44H217ZM222 45V44H221ZM229 45V46H228ZM156 45H154L155 47ZM203 46V45H202ZM206 46V45H205ZM116 47V46H115ZM118 47V46H117ZM128 47V46H127ZM131 47V46H129ZM148 47V46H147ZM150 47V45H149ZM159 47V46H158ZM172 47V46H171ZM190 47L191 49H194L193 51L190 50ZM196 47V48H195ZM204 47V46H203ZM207 47V46H206ZM237 47V46H236ZM151 48V47H150ZM182 48H186L185 47H182ZM205 48V47H204ZM219 48V47H216V49ZM120 49V48H119ZM129 49V48H128ZM199 49V48H198ZM206 49V48H205ZM220 49V50H221ZM225 49V50H223ZM237 49V48H236ZM117 50V49H116ZM130 50V49H129ZM181 51H184L182 49H180ZM200 53H205V51L201 49H199ZM219 50V49H217ZM231 50V51H230ZM238 50V49H237ZM159 51V50H158ZM161 51V50H160ZM164 53L166 51L163 50ZM191 51V52H190ZM244 51V50H243ZM167 52H169V50H167ZM207 52V51H206ZM208 52H211V49L210 51ZM226 52V51H225ZM115 53V52H114ZM128 53V52H127ZM183 53V52H181ZM191 53V54H190ZM213 53V52H211ZM220 53V52H218ZM223 53V52H222ZM237 53V51H236ZM113 54V52H112ZM117 54V53H116ZM120 54V53H118ZM129 54V53H128ZM138 54V53H136ZM147 53H145L146 55ZM172 54V53H170ZM207 54H210V53H207ZM206 54V57L208 56ZM235 54V53H234ZM242 54V53H241ZM111 55V54H110ZM115 55V54H114ZM126 55V54H125ZM148 55V54H147ZM166 55V54H164ZM168 55V54H167ZM211 55V54H210ZM209 55V56H210ZM215 55V54H214ZM222 55V54H220ZM228 55V54H227ZM236 55V54H235ZM240 55V54H239ZM244 55V56H246ZM113 56V55H111ZM120 56V55H119ZM129 56V55H127ZM140 56V55H139ZM149 56V55H148ZM201 56V55H200ZM203 56V55H202ZM201 56V57H202ZM150 57H154V56H150ZM167 57V56H166ZM168 57H170L168 55ZM184 57V56H182ZM221 57V56H220ZM238 57V56H237ZM119 58V57H118ZM137 58V57H136ZM240 58V57H238ZM237 58V59H238ZM115 59V58H114ZM128 59V58H127ZM139 59V58H138ZM142 59H143V56H142ZM148 59V57L146 58ZM169 59V58H168ZM178 59V58H177ZM208 59V58H207ZM206 59V60H207ZM228 59V57H227ZM226 59V60H227ZM236 59V60H237ZM150 60V58H149ZM154 60V59H153ZM171 60V58H170ZM173 60V59H172ZM180 60V59H179ZM204 60V59H203ZM212 60V59H211ZM209 61L211 63H213L212 61ZM219 60V59H218ZM230 60H233L234 59H231ZM246 62L248 63L247 59H245ZM145 61V60H144ZM182 61V60H181ZM191 61V59H190ZM201 61V60H200ZM223 61V60H222ZM228 64L230 63L229 62V59L227 60ZM232 61V62H233ZM149 62V61H148ZM151 62V61H150ZM168 62V60L166 61ZM217 62V60H216ZM137 63V61H136ZM208 63V62H207ZM225 63V64H227ZM242 63V62H240ZM245 63V62H244ZM149 64V63H147ZM152 64V63H151ZM165 64V63H164ZM177 64V67L175 66ZM183 64V63H182ZM223 64V63H222ZM233 64V63H232ZM231 64V65H232ZM121 65V64H120ZM155 65V63H154ZM205 65V64H204ZM210 65V64H209ZM208 65V66H209ZM221 65V64H220ZM234 65V64H233ZM243 65V63L241 64ZM248 65V66H249ZM147 66V65H146ZM151 66V65H150ZM156 66V65H155ZM169 66V65H168ZM182 66V65H180ZM203 66V65H202ZM207 65L206 67L209 68ZM216 66V65H215ZM230 66V65H228ZM238 66V65H237ZM244 66V65H243ZM158 67L160 68V66L158 65ZM171 68V66H169ZM176 67V68H175ZM211 67V66H210ZM213 67V66H212ZM223 67L225 68V66L223 65ZM95 68V66H94ZM99 68V67H98ZM101 68V67H100ZM99 68V69H100ZM118 68V67H117ZM125 68V66H124ZM150 67H148L146 70H149ZM155 67L153 68H150V69H154ZM163 68V67H162ZM166 68H168L166 66ZM180 68H181V71H180ZM220 68V66H219ZM230 68V67H229ZM240 68V67H239ZM243 68V67H242ZM245 68V67H244ZM109 69H112V68H109ZM169 69V68H168ZM201 69V68H200ZM199 69V70H200ZM211 69V68H210ZM215 69V68H214ZM222 69V68H221ZM228 69V68H227ZM241 69V68H240ZM121 70V69H119ZM124 70V69H123ZM155 70V69H154ZM153 70V71H154ZM160 70H164V69H160ZM159 70V71H160ZM166 70V69H165ZM172 70V69H171ZM198 70V71H199ZM203 70V69H202ZM229 70V69H228ZM227 70V71H228ZM234 71V69H232ZM237 70V68H236ZM122 71V70H121ZM120 71V72H121ZM150 71V70H149ZM169 71L170 73V69L167 70V72ZM238 71V70H237ZM241 71V70H240ZM239 71V72H240ZM113 72V70H112ZM119 72V74H121ZM122 72H125V71H122ZM156 72V71H155ZM165 72V71H164ZM173 72V71H172ZM171 72V73H172ZM202 73L204 71H201ZM222 72V71H221ZM243 72V70L241 71V73ZM105 73V71H104ZM127 73V72H126ZM143 73V71H142ZM149 73V72H148ZM151 73V72H150ZM153 73V72H152ZM159 73V72H157ZM168 73V74H169ZM200 73V72H199ZM210 73V72H209ZM216 73V72H215ZM214 73V74H215ZM230 73V72H228ZM232 73V72H231ZM248 73V72H247ZM160 74H161V71H160ZM164 74H167V73H163V76H165ZM233 74V73H232ZM260 74V75H259ZM103 75V74H102ZM126 75V74H124ZM147 75V73H146ZM152 75V74H151ZM157 77H160L162 78V76H159V74H155ZM207 75V74H206ZM212 75V74H211ZM230 75V74H229ZM168 76V75H166ZM210 76V75H209ZM208 76V78H209ZM213 76V75H212ZM216 76V74H215ZM214 76V77H215ZM223 76L222 73L221 75H219L218 77H221ZM132 77V76H131ZM148 77V76H147ZM156 77V78H157ZM200 77V76H199ZM203 77V76H201ZM211 77V76H210ZM231 77V75H230ZM257 77V78H256ZM120 78V77H119ZM150 78V77H149ZM147 78V79H149ZM204 78V77H203ZM213 78V77H212ZM224 78V77H222ZM95 79V78H94ZM121 79V78H120ZM145 79V78H144ZM151 79V78H150ZM154 80V78H152ZM190 79H191V82H190ZM199 79V78H198ZM219 79V78H218ZM236 79H239V78H236ZM152 80V81H153ZM157 80V79H156ZM176 80V81H177ZM200 80V79H199ZM205 80V79H204ZM241 80V79H240ZM149 81V80H148ZM151 81V80H150ZM151 81V82H152ZM158 81V80H157ZM156 81V82H157ZM206 81V80H205ZM212 81V80H211ZM219 81V80H218ZM218 81H214L212 83L215 84L218 83ZM223 81V80H222ZM226 81V80H225ZM254 81H252V87L255 88L253 85H255ZM93 82V81H92ZM91 82V85H93V83ZM104 82V81H103ZM221 82V81H220ZM239 82V81H238ZM242 82V81H241ZM97 83V82H95ZM146 83V82H145ZM149 83V82H148ZM175 83V84H174ZM199 83V82H198ZM203 83V82H202ZM200 83V84H202ZM240 83V82H239ZM86 84V83H85ZM98 84V83H97ZM153 84V83H152ZM161 84V81L160 83H158L157 85ZM184 84V85H183ZM204 84V83H203ZM207 84V83H206ZM223 84V83H222ZM225 84V83H224ZM223 84V85H224ZM237 84V83H236ZM242 84V83H241ZM104 85V84H102ZM155 85V84H153ZM213 84H211L212 86ZM243 85V84H242ZM100 86V85H99ZM122 86V85H120ZM119 86V88H120ZM152 86V85H151ZM190 86V87H192ZM210 86V85H209ZM210 86V87H211ZM218 86V85H217ZM229 84H225V88L227 87L228 88ZM86 87V86H85ZM108 87V86H107ZM147 87V86H146ZM181 87V88H180ZM192 87V88H193ZM197 87V86H196ZM195 87V88H196ZM204 87V86H202ZM224 87V86H222ZM233 87V86H232ZM241 87V86H239ZM87 88V87H86ZM84 88V89H86ZM152 88H156L155 87H152ZM158 88V87H157ZM194 88V89H195ZM199 88V87H198ZM197 88V89H198ZM221 88V87H220ZM94 89V88H93ZM93 89L91 90L92 92H94L95 90L97 91V89H95L93 91ZM100 89V88H99ZM124 89V88H123ZM189 89V88H188ZM215 89V88H214ZM177 90V91H176ZM191 90V89H189ZM217 91H220L219 88H216ZM215 90V91H216ZM225 90V89H224ZM228 90V89H227ZM233 90V89H232ZM257 90V89H256ZM103 91V90H102ZM122 92V90H120ZM148 92H150V90H147ZM154 91V89H153ZM153 91L152 94H153ZM156 91V90H155ZM170 91L173 93L172 95V98H171V101L170 102L172 104V108H171V117H169V111H168V101L167 98L169 97V94H170ZM196 91V90H195ZM198 91V90H197ZM200 91V90H199ZM207 91V89H206ZM209 91V90H208ZM207 91V92H208ZM240 91V90H239ZM238 91V92H239ZM15 92V91H14ZM17 92V91H16ZM98 92V91H97ZM181 92V94H180ZM190 92V91H189ZM203 92V91H202ZM211 92V91H209ZM208 92V93H209ZM214 92V91H212ZM227 92V91H226ZM255 92V91H253ZM259 92V93H260ZM19 93V92H18ZM17 93V95H18ZM96 93V92H95ZM100 93V92H99ZM104 93H105V90H104ZM111 93V92H110ZM118 93V92H117ZM124 93V91H123ZM155 93V92H154ZM197 93V92H196ZM228 93V92H227ZM240 95L243 93V91L239 92ZM238 93V95H239ZM16 94V93H15ZM98 94V93H97ZM112 94V93H111ZM121 94V93H120ZM127 94L124 93V95L126 96ZM156 94V93H155ZM193 94H195V92H193ZM207 94V93H206ZM217 94V93H216ZM222 93H220L221 95ZM226 94V93H225ZM234 94H235V91H234ZM12 95V94H11ZM14 95V94H13ZM83 95L85 96V93L83 92ZM94 95V93H93ZM150 95V94H149ZM154 95V94H153ZM161 95V96H160ZM170 95V96H171ZM181 95V96H180ZM189 95H192V94H188V97ZM200 94H198L199 96ZM230 95V94H229ZM237 95V96H238ZM15 96V95H14ZM103 96V95H101ZM120 96V95H119ZM151 96V95H150ZM197 96V95H195ZM210 96V95H209ZM219 96V95H218ZM225 96V95H223ZM228 96V95H227ZM260 96V97H259ZM107 97V96H106ZM116 97V96H115ZM114 97V98H115ZM160 97H161V101H160ZM194 97V96H193ZM192 97V98H193ZM202 97V96H201ZM204 95H203V99H204ZM214 97V96H213ZM226 97V96H225ZM14 98V97H13ZM92 98V97H91ZM96 98V97H95ZM93 98V99H95ZM198 98V97H197ZM221 98V97H220ZM239 98V97H238ZM262 98V100H261ZM188 100H190L189 98H187ZM202 99V100H203ZM206 99V98H205ZM215 99V98H214ZM213 99V100H214ZM102 100V99H101ZM109 100V99H107ZM116 100V99H115ZM194 100H196V98H194ZM201 100V98H200ZM198 100V101H200ZM217 100V99H216ZM232 100V99H231ZM235 100V99H234ZM97 101V100H96ZM95 101V102H96ZM205 101V100H203ZM211 101V100H210ZM224 101H227V100H223V103ZM241 101V100H240ZM94 102V101H93ZM98 102V101H97ZM111 102V101H110ZM109 102V103H110ZM113 102V101H112ZM161 102V104H160ZM192 101H190L189 104H191ZM194 102V101H193ZM214 102V101H213ZM219 102V101H217ZM235 102L238 103V101H234L232 103L229 102L225 105H232V107L235 105ZM204 102H202L203 104ZM209 103V102H208ZM222 103V102H221ZM102 104V103H100ZM123 104V105H122ZM170 104V105H171ZM263 104V105H262ZM192 105V104H191ZM208 107L209 104H207ZM212 105H215V103H213ZM257 105V106H256ZM155 106V109H153ZM195 106V104H194ZM204 106V105H203ZM217 106V105H215ZM238 106H236L238 108ZM93 107V106H92ZM113 107H115L113 105ZM193 107V106H192ZM197 107V106H196ZM257 107V108H256ZM102 108V107H100ZM117 108V107H115ZM195 108V107H194ZM198 108V107H197ZM238 108V109H240ZM118 109V108H117ZM121 109V110H120ZM204 109V107H203ZM202 109V110H203ZM213 109V108H212ZM232 109V108H231ZM261 109V108H260ZM263 109V107H262ZM155 110V111H154ZM205 110V109H204ZM208 110V109H207ZM233 110V109H232ZM236 110V109H235ZM258 112H257V111ZM105 111V110H104ZM116 111V109H115ZM201 111V110H200ZM214 111V112H215ZM264 111V110H263ZM103 112V111H101ZM124 112V113H123ZM205 112V111H204ZM232 112V111H231ZM238 112H241V111H238ZM241 112V113H242ZM105 114V112H103ZM123 113V114H122ZM205 115L208 114V113H204ZM96 115V114H95ZM107 116V114H105ZM193 115V116H192ZM230 115V116H229ZM264 115V114H263ZM90 116V115H89ZM203 116V115H202ZM93 117V116H92ZM107 117H110V116H107ZM105 118V117H104ZM214 118V119H213ZM90 119V118H89ZM94 119L95 116H94ZM111 119V117H110ZM108 119V120H110ZM257 119H259V117H257ZM190 120L192 121V123H190ZM210 120H211V123H210ZM264 120V119H263ZM92 121V120H91ZM89 121V122H91ZM111 121V120H110ZM88 123V121H86ZM256 122V121H255ZM262 122V121H261ZM264 122V121H263ZM86 123V124H87ZM99 124V123H98ZM102 124V123H101ZM89 125V123H88ZM94 124L92 123L91 126H93ZM97 125V123H96ZM95 125V126H96ZM138 125V126H137ZM193 125V132L195 133V136L193 137L194 139L191 138V136H189L188 134L186 135V137L184 136L185 133H187L188 130H190L191 126ZM263 127H264V124H262ZM90 126V125H89ZM255 126V127H254ZM260 126V124L258 125ZM101 127V126H100ZM111 127V126H110ZM141 127V128H140ZM261 127V126H260ZM262 128V130H264ZM93 128L95 129V127L93 126ZM91 128V129H93ZM98 128V127H97ZM104 128V127H103ZM107 128V127H106ZM104 128V129H106ZM116 128V127H115ZM207 128L209 129V134H206L207 133ZM84 129V128H83ZM89 131L91 132L92 130L90 128H88ZM260 128H258L259 130ZM96 130V129H95ZM127 130V131H126ZM138 130V131H137ZM4 131V130H3ZM97 131V130H96ZM6 132V131H4ZM74 132V131H73ZM88 132V131H87ZM86 132V133H87ZM94 132V131H93ZM123 132V131H122ZM189 132V131H188ZM260 133L262 132L261 130L259 131ZM1 133V132H0ZM8 133V132H7ZM92 133V132H91ZM107 133V132H106ZM10 135V133H8ZM18 134V132H16V135ZM111 134V133H110ZM121 134V132L119 133ZM258 134V133H257ZM256 134V135H257ZM262 134V133H261ZM14 135V134H12ZM11 135V136H12ZM74 135V134H72ZM90 135V133L88 134ZM96 135V134H94ZM106 135V134H105ZM109 135V134H108ZM259 135V134H258ZM3 136V138L6 140H8V136L7 135H1ZM0 136V137H1ZM76 136V135H75ZM112 137V135H110ZM118 136V135H117ZM126 136V135H125ZM190 137V139H192L191 141L193 142H188V141H185L184 138H187V137ZM261 136V135H259ZM17 137V136H16ZM37 137V136H36ZM84 137V136H82ZM92 137V136H91ZM210 137V138H209ZM10 138V137H9ZM14 138V137H13ZM12 138V140H13ZM41 138V137H40ZM74 138V137H73ZM72 138V139H73ZM78 138V137H77ZM85 138V137H84ZM94 138V137H92ZM261 138V137H260ZM259 138V139H260ZM16 139V138H15ZM76 139V138H74ZM73 139V140H74ZM83 139V138H82ZM105 139H107L105 137ZM79 140V139H77ZM84 140V139H83ZM119 140V139H118ZM126 140V139H125ZM263 140V139H262ZM10 141V140H9ZM87 141H89L87 139ZM92 142V140H90ZM101 141V140H100ZM109 141V140H108ZM123 141V140H122ZM264 141V140H263ZM1 142V141H0ZM4 142V141H3ZM7 142V141H6ZM96 142V140H95ZM106 142V141H105ZM111 142V141H110ZM115 141H113V144ZM2 143V142H1ZM5 143V142H4ZM10 143V142H9ZM77 143V142H76ZM75 143V144H76ZM80 143V142H79ZM89 143V142H88ZM108 144V142H106ZM11 144V143H10ZM96 144V143H94ZM120 144V143H119ZM15 145V144H13ZM17 145V144H16ZM92 145V144H91ZM124 146V144H122ZM1 146V144H0ZM11 146V145H9ZM96 146V145H95ZM109 146V145H108ZM112 146V145H111ZM121 146V145H120ZM120 146L117 145V148H118V153H122L123 151L120 149ZM127 146V144H126ZM257 146V145H256ZM259 146V144H258ZM2 147V146H1ZM93 147V146H92ZM106 147V146H104ZM103 147V148H104ZM29 148V147H28ZM26 148L25 150L27 151ZM81 148V147H80ZM83 148V147H82ZM90 148L87 146V149ZM263 148L262 146L260 147V149ZM7 150H9L7 147H6ZM107 149V148H106ZM111 149V148H110ZM113 149V147H112ZM122 152H120V150ZM6 150V151H7ZM23 151V153L26 151ZM33 150V149H32ZM31 150V151H32ZM92 150V148H91ZM102 150V149H101ZM114 150V149H113ZM124 151H128L127 149H123ZM255 150V151H254ZM11 151V150H10ZM29 151V150H28ZM34 151V150H33ZM32 151V152H33ZM81 151V150H80ZM260 151V150H259ZM13 153H15L14 151H12ZM17 152V151H16ZM104 152V151H103ZM5 153V151H4ZM35 153V152H34ZM34 153H30L32 154V157L33 155H35ZM88 153V152H87ZM86 153V154H87ZM113 153V152H112ZM124 153V152H123ZM126 153V152H125ZM262 153V150L260 152V155ZM28 154V152H27ZM28 154V155H30ZM85 154V155H86ZM263 154V153H262ZM15 155V154H14ZM12 156V154H11ZM16 156V155H15ZM102 156V155H101ZM117 157H120L118 156V154H116ZM259 156V154H258ZM262 156V155H261ZM260 156V157H261ZM6 157V156H5ZM8 159H9V155H7ZM31 157V155H30ZM83 157V156H82ZM124 157V156H123ZM15 158V157H14ZM29 158V157H28ZM27 158V159H28ZM125 158H124V161H125ZM4 159V158H3ZM66 159V158H65ZM123 159V158H122ZM188 159V161H187ZM255 161H257L256 158H254ZM262 159V157H261ZM264 159V158H263ZM114 160H119V159H114ZM121 160V159H120ZM127 160V162H128ZM187 161V162H186ZM254 161V162H255ZM261 161V160H260ZM263 161V160H262ZM85 162V161H84ZM114 162V161H113ZM69 164V162H67ZM72 163V162H71ZM86 163V162H85ZM104 163V162H103ZM117 163V162H116ZM119 163V162H118ZM126 164V162H124ZM123 163V164H124ZM129 163V162H128ZM259 161L257 162L256 166L257 169L259 170V168H261L262 166L260 164H258ZM28 164V163H27ZM123 164H121L120 162V165L123 166ZM130 164V163H129ZM263 164V162H262ZM70 165V164H69ZM77 165V164H76ZM83 165V164H82ZM101 165V164H100ZM133 165V163H132ZM26 166V165H25ZM28 166V165H27ZM86 166V165H85ZM70 167V166H69ZM83 167V166H82ZM116 167V166H115ZM68 168V167H67ZM74 168V167H72ZM88 169V167H86ZM114 168V167H113ZM125 168V167H124ZM130 168V167H129ZM84 169V167H83ZM123 169V168H122ZM255 169V168H254ZM81 170V169H80ZM85 170V169H84ZM82 170V171H84ZM105 170V169H103ZM114 170H117V169H113ZM126 170V168H125ZM253 170V169H251ZM79 171V170H78ZM88 171V170H87ZM86 171V172H87ZM90 171V170H89ZM123 171V170H122ZM131 171V170H130ZM136 171V169H135ZM135 171H132V172H135ZM254 171V170H253ZM251 171V172H253ZM262 171H264V169H262ZM70 172V171H69ZM75 172V171H73ZM85 172V171H84ZM91 172V171H90ZM112 173V171H110ZM115 172V171H114ZM113 172V173H114ZM121 172V171H120ZM260 172V170H259ZM88 173V172H87ZM103 173V172H102ZM101 173V174H102ZM109 173V174H111ZM121 173H124V172H121ZM121 173H119L121 175ZM136 174V172H135ZM264 174V173H263ZM262 174V175H263ZM47 175V174H46ZM72 175V173H71ZM80 175V173H79ZM96 175H100L99 174H96ZM118 175V174H116ZM126 175V174H125ZM125 175L123 174L124 178ZM131 175V174H130ZM254 175V174H252ZM64 176V175H63ZM85 176V175H84ZM94 176V175H93ZM114 176V175H113ZM133 176V177H134ZM72 176H70V180H75L77 177L74 175V179L71 178ZM76 177V178H75ZM79 177V176H78ZM86 177V176H85ZM90 177V176H89ZM92 177V176H91ZM102 177V175H101ZM112 177V176H111ZM131 177V176H130ZM129 177V178H130ZM254 178V176H252ZM46 178V176L44 175V179ZM80 178V177H79ZM82 178V177H81ZM103 178V177H102ZM110 178V177H109ZM120 178H123V177H120ZM118 178V179H120ZM128 178V177H127ZM249 178V177H248ZM256 178V176H255ZM262 178V177H261ZM43 179V180H44ZM78 179V178H77ZM86 181L87 179L89 180L90 178H85ZM104 179V178H103ZM117 178L114 177V181H116ZM117 179V182L119 181ZM70 180H69V183H70ZM71 180V181H72ZM107 180V179H106ZM249 180V179H248ZM252 180V179H250ZM257 180V179H256ZM259 180V179H258ZM76 181V180H75ZM81 182L83 181L80 180ZM85 181V180H84ZM85 181V183H86ZM90 181V180H89ZM99 181V180H98ZM120 181H123L120 180ZM255 181V180H254ZM9 182V181H8ZM18 182V181H17ZM94 182V181H93ZM101 182V181H100ZM107 182V181H106ZM111 182H112V179H111ZM126 182V184H127ZM21 183V182H20ZM72 183V184H71ZM70 184L71 185H74V181H72ZM75 183H78L77 181ZM102 183H103V180H102ZM108 183V182H107ZM145 183V185L147 186H150L151 189H144L142 187V184ZM264 183V181H263ZM10 184V183H9ZM7 184V185H9ZM17 184V183H16ZM24 184V183H23ZM69 184V185H70ZM82 184V183H80ZM78 184L77 186L80 187L81 185ZM121 184V183H119ZM19 185V184H18ZM21 185V184H20ZM68 185V187H69ZM70 185L71 189H73V187ZM98 185V184H97ZM102 185V184H101ZM112 185V184H111ZM110 185V186H111ZM116 185V184H115ZM124 184L122 183V186ZM143 185V186H145ZM255 185V184H254ZM261 185V184H260ZM75 186V185H74ZM99 186V185H98ZM113 186H114V182H113ZM112 186V187H113ZM121 186V185H120ZM258 186V185H257ZM264 186V185H263ZM13 187V185L11 186ZM15 187V186H14ZM78 187H76L78 189ZM82 187V186H81ZM86 187V186H85ZM102 187V186H101ZM99 187V188H101ZM125 187V186H123ZM127 187V186H126ZM146 187V186H145ZM149 187V188H150ZM252 187V188H250ZM260 187V186H258ZM18 187H16L17 189ZM83 188V187H82ZM81 188V189H82ZM114 188V187H113ZM118 188L120 189V187L118 186ZM117 188V185H116V189ZM255 188V187H254ZM14 189V188H13ZM36 189V188H35ZM76 189V190H77ZM80 189V188H79ZM80 189V190H81ZM112 190L111 193H113L114 195H116V191L113 192V189L110 188ZM22 190V189H20ZM68 190V189H67ZM83 190V189H82ZM123 190L125 191V189L123 188ZM256 191V189H254ZM12 191V190H11ZM63 191V190H62ZM65 191V190H64ZM72 191V190H71ZM100 191V190H99ZM120 191V190H119ZM261 191V190H260ZM18 192V191H16ZM14 192V193H16ZM78 192V191H77ZM80 193L82 192L83 194H85L84 192L86 191H79ZM264 192V191H263ZM12 193V192H11ZM73 193V192H72ZM99 193V192H98ZM124 193V192H123ZM17 194V193H16ZM19 194V193H18ZM24 194V193H23ZM64 194V193H63ZM122 193L120 192V196H121V199L123 198V196L121 195ZM11 195V194H10ZM15 195V194H14ZM68 195V194H67ZM72 195V194H71ZM74 195V194H73ZM94 195V194H93ZM97 195V194H96ZM113 195V197H114ZM134 195H135V198H134ZM58 196V195H57ZM61 196V195H60ZM59 196V197H60ZM99 196V195H97ZM245 196V195H243ZM257 196V195H256ZM2 197V196H1ZM4 197V196H3ZM16 197V196H15ZM18 197V196H17ZM77 197L78 194H77ZM117 197V196H116ZM125 197V196H124ZM264 197V196H262ZM25 198V197H24ZM245 198V197H244ZM249 199V197H246ZM250 198H253V197H250ZM31 199V198H30ZM55 199V198H54ZM69 199V198H68ZM75 200V203H77V200L78 198H74ZM97 199V198H96ZM112 199V198H111ZM115 199V197H114ZM113 199V200H114ZM117 199V198H116ZM119 199V197H118ZM259 199V198H257ZM16 200V198H15ZM18 200V199H17ZM32 200V199H31ZM95 200V199H94ZM112 202H115L116 201V206H117V203H119L117 200L113 201ZM123 200V199H122ZM247 200V199H245ZM262 200V199H261ZM1 201V199H0ZM25 201V200H24ZM53 201V200H52ZM97 201V200H95ZM110 201V200H108ZM256 202V200H254ZM249 202V200H248ZM247 202V203H248ZM254 202V203H255ZM261 202V201H260ZM66 203V202H65ZM64 203V204H65ZM111 203V201L109 202ZM107 203V204H109ZM121 203V202H120ZM241 203V204H240ZM262 203V202H261ZM27 204V203H26ZM55 204V202H54ZM68 205V203H66ZM97 204V203H96ZM245 204V203H244ZM258 204V203H257ZM2 205V204H1ZM5 205V204H3ZM51 205V203H50ZM48 205V206H50ZM57 205V204H56ZM76 205V204H75ZM74 205V206H75ZM19 206V205H18ZM24 206H26L24 204ZM28 206V205H27ZM61 206V205H60ZM69 206V205H68ZM74 206L72 205V207L74 208ZM78 206V204L76 205ZM97 206V205H96ZM110 206V205H109ZM112 206V205H111ZM119 206V205H118ZM121 206V205H120ZM240 206V207H239ZM246 206V204L244 205ZM244 208L247 209V207ZM248 206V205H247ZM250 206H253V204H251ZM4 207V206H3ZM54 207V205H53ZM67 207V206H66ZM64 207V208H66ZM71 207V206H70ZM81 208V206H79ZM91 207H93L91 205ZM91 207H90V210H91ZM122 207V206H121ZM255 207V206H254ZM253 207V208H254ZM260 207V206H258ZM2 209V207H0ZM5 208L7 209L6 205H5ZM3 208V209H5ZM88 208V206H87ZM96 209V207H94ZM117 208V207H116ZM9 209V208H8ZM15 209V208H14ZM25 209V208H24ZM23 209V210H24ZM54 209V208H53ZM57 209V208H56ZM69 209V207H68ZM98 209V208H97ZM104 209V208H103ZM120 210V207L118 208ZM122 209V208H121ZM125 209V208H124ZM250 209V208H249ZM258 209V208H256ZM255 209V210H256ZM261 209V208H260ZM264 209V208H263ZM19 210V208L17 209ZM46 210H48L46 208ZM50 210V209H49ZM48 210V211H49ZM64 210V209H63ZM67 210V208H66ZM90 210H87V211H90ZM105 210V209H104ZM109 210V208H108ZM112 210V208H111ZM114 210H115V207H114ZM259 210V209H258ZM58 211V210H57ZM65 211V210H64ZM83 211V209H82ZM100 213V217H102L104 214H103V211H101V209L99 210ZM106 211V210H105ZM122 211V210H120ZM118 211V212H120ZM249 211H252V209H250ZM263 211V210H262ZM10 212V210L8 211ZM21 212V210H20ZM47 212V211H46ZM52 214H53V211H51ZM68 211H66L67 213ZM85 212H86V209H85ZM91 212V211H90ZM111 212V211H110ZM109 212V213H110ZM113 212V210H112ZM117 212V211H116ZM115 212V214H117ZM171 212L172 214V218H171V222L169 221L170 218L168 219V215L169 213ZM5 213V212H4ZM114 213V212H113ZM112 213V214H113ZM124 213V212H123ZM127 213V212H126ZM125 213V214H126ZM130 213V212H129ZM133 213V212H132ZM131 213V214H132ZM241 213V214H240ZM9 214V213H8ZM50 214V215H52ZM80 214V213H79ZM83 214V213H82ZM88 214V212H87ZM97 214V213H95ZM111 214V213H110ZM122 214V212L120 213ZM255 214V213H254ZM264 214V213H263ZM4 215V214H2ZM12 215V214H11ZM14 215V214H13ZM16 215V214H15ZM18 215V214H17ZM49 214H47L48 216ZM114 215V214H113ZM128 215V214H127ZM134 215V214H133ZM20 215H18L17 217H19ZM55 216V215H54ZM60 217V215H58ZM92 216V215H91ZM96 216V215H94ZM115 216V215H114ZM122 216V215H121ZM12 217H15V216H12ZM21 217V216H20ZM65 217V216H63ZM80 217V216H79ZM108 217V216H107ZM116 217V216H115ZM119 217V216H118ZM126 217V216H125ZM260 217V216H259ZM263 217V216H262ZM260 217L259 219L262 220ZM104 217H102L103 219ZM113 216H112V220H113ZM121 218V217H120ZM119 218V219H120ZM12 219V218H9V220ZM19 219V218H18ZM64 219V218H63ZM94 219V218H93ZM97 219V218H96ZM107 219V218H105ZM117 219V218H116ZM115 219V221H117ZM128 219V218H127ZM258 219V220H259ZM53 220V218H52ZM80 220V219H79ZM84 220V219H83ZM110 220V218H108V221ZM259 220V221H260ZM15 221V220H14ZM85 221V220H84ZM114 221V220H113ZM263 221V220H262ZM52 222V221H51ZM90 221H88L89 223ZM98 222V221H97ZM100 222H104V220H100ZM107 222V221H106ZM118 222V221H117ZM116 222V223H117ZM170 222V223H169ZM12 223V222H11ZM57 223V222H56ZM60 223V222H59ZM62 223H66V222H62ZM80 223H83V222H80ZM95 223V222H93ZM126 222H124L123 220H121V224L124 226ZM262 223V222H261ZM18 224V223H17ZM44 224H45V228L46 227V223H43V225L41 224L42 228H44ZM58 224V223H57ZM78 224V222H77ZM85 224V223H84ZM96 224V223H95ZM94 224V225H95ZM100 224V223H99ZM115 224V223H114ZM120 224V223H118ZM260 224V223H259ZM258 224V225H259ZM8 225V224H7ZM86 225V224H85ZM97 225V224H96ZM101 225V224H100ZM105 225V224H104ZM129 225H127L126 227H129ZM257 225V224H256ZM20 226V225H19ZM59 226V225H58ZM63 226V225H62ZM77 226V225H76ZM89 226V225H88ZM99 226V225H98ZM112 226V225H111ZM116 228L118 227L117 225H115ZM31 227V226H30ZM54 227V225H53ZM33 228V227H31ZM37 228V226H36ZM50 228V227H49ZM76 228V227H75ZM87 228V227H86ZM114 228V227H112ZM115 228V229H116ZM154 228V227H153ZM25 229V228H24ZM34 229V228H33ZM51 229V228H50ZM50 229H47L48 231ZM61 229V228H60ZM67 229V228H66ZM114 229V230H115ZM119 229V228H117ZM12 230V229H11ZM32 230V229H30ZM63 230V229H62ZM65 230V229H64ZM68 230V229H67ZM69 230H72V229H69ZM68 230V231H69ZM77 230V229H76ZM84 230V229H83ZM98 230V227L97 229ZM54 231V230H53ZM55 231H57L55 229ZM102 231V229L100 230ZM106 231V230H104ZM110 231V230H109ZM125 231V230H124ZM264 231V230H263ZM45 232V231H44ZM66 232V231H65ZM65 232H62V233H65ZM72 232V231H71ZM70 232V233H71ZM80 232V231H79ZM84 232V231H83ZM116 232V230H115ZM121 232V231H120ZM134 232V233H135ZM261 232V231H260ZM32 233V232H31ZM34 233V232H33ZM69 233V232H67ZM69 233V234H70ZM101 233V232H100ZM119 233V232H117ZM116 233V235H117ZM122 233V232H121ZM125 233V232H124ZM264 232H261V234H263ZM29 234V233H28ZM74 234V232H73ZM84 234V233H83ZM107 234V233H106ZM112 234V233H111ZM127 234V232H126ZM62 235V234H61ZM65 235V234H64ZM68 235V234H67ZM82 235V234H81ZM119 235V234H118ZM136 234H129L128 236V239L125 238V242H123L121 238V235L120 236H117V241L118 242V246L117 244H114L115 240H114V237H109L111 238L110 240V244L108 245L107 243L108 242H105L104 239H101L100 238V241L99 243H94L92 244L93 247H90L88 248L87 247V251L85 252H81L80 251L78 252V247L79 245L77 244H71V249L68 251V249H66V251L70 252V253H67L65 252L67 255L71 254L73 257H77L78 255L81 254L80 258L77 260V263L78 264H97L96 262V259L93 260L95 257L94 254L93 256H91L90 254H92L91 252L95 253V254H98V251H99V254L100 256H102V254H104V256H107V254L104 253V250L106 248V250L108 251L109 249V258L112 260V263H110V261L107 259L105 260L108 264V262L110 264H113V261H116L119 259L120 256H122L124 254V252H128V255L133 258V254L134 253H137L138 251V245H137V236ZM33 236V235H32ZM56 236V235H55ZM63 236V235H62ZM99 236V234H98ZM101 236V235H100ZM99 236V237H100ZM103 236V235H102ZM105 236V235H104ZM153 236V232H152V235ZM123 237V236H122ZM148 237V236H147ZM30 238V237H29ZM59 238V237H58ZM69 238V237H68ZM150 237H148L149 239ZM86 239V237H85ZM84 239V240H85ZM88 240H90L89 238H87ZM86 239V240H87ZM141 239V238H140ZM87 240V241H88ZM96 240V239H94ZM151 240V239H150ZM259 240V238H258ZM81 241V240H80ZM152 241V240H151ZM30 242V241H29ZM83 242V241H82ZM85 242V241H84ZM83 242V243H84ZM17 243V242H15ZM93 243V242H92ZM106 243V244H105ZM147 243V242H145ZM144 243V244H145ZM150 243V242H149ZM31 244V242H30ZM85 244V243H84ZM16 245V244H15ZM61 245V244H60ZM17 246V245H16ZM143 246V245H142ZM25 247V246H24ZM28 247V245H27ZM45 247V246H44ZM117 247V248H116ZM145 247V246H143ZM4 248V247H3ZM16 248V247H15ZM82 248V247H81ZM149 248V247H148ZM7 249V248H6ZM52 249V250H51ZM51 254L54 255L56 253H54V249L51 247ZM80 249V248H79ZM89 249V250H88ZM14 250V249H13ZM56 250V249H55ZM144 250V249H142ZM58 251V250H57ZM97 251V252H96ZM16 252V251H14ZM24 252V251H23ZM61 252V251H60ZM80 253V254H76V253ZM11 252H9L10 254ZM62 253V252H61ZM60 253V254H61ZM260 253V252H259ZM16 254V253H15ZM98 254V255H99ZM121 254V255H120ZM4 255V254H3ZM8 255V254H7ZM13 256V253L11 254ZM16 255H19V254H16ZM23 255V254H22ZM31 255V254H30ZM40 255V254H38ZM58 255V254H57ZM62 255V254H61ZM59 255V256H61ZM69 255V256H71ZM127 255V254H126ZM12 256H9L11 257V259H7V261L9 260L10 263L11 260L13 261L12 259ZM15 256V255H14ZM24 256V255H23ZM22 256V257H23ZM32 256V255H31ZM46 256V254H45ZM58 256V258H59ZM65 256V255H64ZM99 256V257H100ZM102 257V258H105V257ZM7 257V256H6ZM4 257V258H6ZM34 257V256H33ZM98 257V256H96ZM123 257H126L125 255ZM122 257V258H123ZM136 258H138L137 256H135ZM17 258V257H16ZM35 258V257H34ZM45 258V257H44ZM62 258V257H60ZM59 258V261H61V259ZM66 258V257H65ZM21 259V258H20ZM43 259V258H41ZM55 259V258H54ZM71 259H76V258H72ZM106 259V258H105ZM27 260V258H26ZM58 260V259H57ZM63 261L65 259H62ZM103 260V259H102ZM121 261V259H119ZM126 260V259H125ZM128 260V259H127ZM130 260V259H129ZM133 260V259H131ZM37 261V260H36ZM50 261V260H49ZM98 261V260H97ZM104 261V260H103ZM104 261V262H105ZM122 261H124V259H122ZM138 261V260H137ZM5 262V261H4ZM33 262V261H32ZM44 262V261H43ZM119 262V261H117ZM132 262V261H131ZM264 262V260H263ZM6 263V262H5ZM14 263V262H13ZM17 263V262H16ZM62 264V262H60ZM58 263V264H60ZM64 263V262H63ZM67 263V259H66V262ZM64 263V264H65ZM73 263V262H72ZM115 263V262H114ZM130 263V261L128 262ZM136 263V260L135 262ZM8 264V263H7ZM46 264V263H45ZM51 264H54V261H52ZM68 264V263H67ZM75 264V263H74ZM99 264L100 261H99ZM125 264V263H124ZM127 264V263H126ZM130 264H133L130 263ZM140 264V263H139ZM262 264V263H261ZM264 264V263H263Z\"/></svg>","mask_w":264,"mask_h":264}]
</instances>
